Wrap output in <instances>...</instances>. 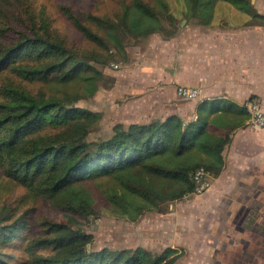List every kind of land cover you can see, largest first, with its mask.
<instances>
[{"label":"trees","instance_id":"obj_1","mask_svg":"<svg viewBox=\"0 0 264 264\" xmlns=\"http://www.w3.org/2000/svg\"><path fill=\"white\" fill-rule=\"evenodd\" d=\"M217 1L183 0L182 16L210 25ZM221 1L248 14L251 20L247 25H264V15L252 0ZM158 3L171 24L180 20L169 13L167 2ZM135 6L146 15L141 22L146 27L136 33L137 38L164 31L159 24L160 11L142 0ZM129 23L127 10L120 23L103 22L125 61L130 56L124 37L139 30L137 20H132L134 27ZM75 25L104 50H77L50 32L31 30L0 51V74L10 71L59 90L57 95L46 96L14 86L4 88L5 98L0 100V166L4 175L83 219L95 213L86 196L94 184L113 214L130 222H138L164 203L193 195L191 175L198 168L218 177L234 132L247 126L246 107L215 97L198 102L196 116L191 119L173 114L144 123H118L111 136L90 140L100 114L74 102L94 96L102 83L111 79L98 66L109 67L113 55L109 44L91 28L79 21ZM11 218L0 210V264H176L181 257L171 247L160 253L141 246L90 250L93 236L83 228L50 221L32 231L18 250L14 233L26 221Z\"/></svg>","mask_w":264,"mask_h":264},{"label":"rangeland","instance_id":"obj_2","mask_svg":"<svg viewBox=\"0 0 264 264\" xmlns=\"http://www.w3.org/2000/svg\"><path fill=\"white\" fill-rule=\"evenodd\" d=\"M136 1L0 0V31L2 33L0 51L17 41L24 33L30 34L31 30L50 32L64 40L70 48L77 50H104L85 37L77 28L75 21H79L109 44V53L113 55L111 64L116 63L121 66L125 63V56L115 49L103 22L120 23L127 10L131 18V24L129 23L131 27H134L132 20H137L139 28L146 27L141 23L146 15L137 9ZM142 1L160 11L159 24L161 23L165 29L159 33L163 36L171 37L180 32L181 27H186L187 23L182 25L180 20L176 24H171L165 12L160 9L159 0ZM163 1L168 3L170 14L176 11L180 2V0ZM137 32L139 31L135 30V34L128 32L124 37V42L131 52H135L136 45L141 43L136 37ZM142 38L145 39V37ZM131 54L128 53L129 56ZM98 68H102L109 78L114 79V82L111 79L104 81L102 83L104 85L94 96L74 102L77 107L100 114L99 120L89 134L90 140L107 138L113 134L116 124L128 125L137 120L133 110L135 103H129L133 98L119 96V84L115 83V77L112 75L117 69L115 70L111 65L106 68L98 66ZM9 86L24 89L33 95L40 92L46 96L59 94V90L53 84L31 82L16 73L5 71L0 74L1 101L5 98L4 88ZM74 89L79 90L75 86ZM193 102L197 103V101ZM182 103L187 104V101L182 100ZM242 132L248 134H244L246 136L243 139L244 144L250 142L257 146V143L264 142V128H252L247 121V126L243 127ZM204 194L187 195L168 204L164 203L157 209L146 212L138 222H130L114 215L104 194L96 185L91 184L86 196L95 213L83 219L73 216L52 200L33 195L27 187L5 176L0 166V210L12 216L10 221L16 218L26 221L24 225H21L23 228L17 234L14 233V236H17L18 250L26 244L32 231L37 230L43 222L50 221L69 223L83 228L93 236V242L89 245L90 250L104 248L120 250L141 246L160 253L171 246L181 255L176 264H243L233 247L228 246L226 250H218L228 242V240L224 241L219 232L222 216H218V213L223 204L220 199H213V197L206 199L209 193ZM216 244L218 246L215 248ZM261 260L264 264V257H261Z\"/></svg>","mask_w":264,"mask_h":264},{"label":"crops","instance_id":"obj_3","mask_svg":"<svg viewBox=\"0 0 264 264\" xmlns=\"http://www.w3.org/2000/svg\"><path fill=\"white\" fill-rule=\"evenodd\" d=\"M252 3L264 15V0H252ZM183 6L180 0L173 14L182 25L187 23L185 28L181 27L171 37L159 32L141 35L135 52L127 48L134 55L112 74L119 84V96H129L133 98L129 103H135L137 120L131 123L150 122L173 114L191 119L196 116L198 102L215 97L240 105L255 97L264 104V25H247L251 20L248 14L221 0L215 4L210 25H200L182 16ZM179 86L200 88V98L193 100L197 103L183 104L177 95ZM242 129L234 132L233 141L225 151V167L214 178L211 190L205 193H209L206 199H220L223 204L218 216L225 223L223 226L219 223V232L228 242L218 250L233 247L241 263L245 259L237 245L241 235L235 233V213L241 207L264 203L263 192L258 196L264 190V142L257 146L244 144V134H248ZM256 226L255 222L252 233L245 235L251 245L259 235ZM259 253L252 264H263Z\"/></svg>","mask_w":264,"mask_h":264},{"label":"flooded vegetation","instance_id":"obj_4","mask_svg":"<svg viewBox=\"0 0 264 264\" xmlns=\"http://www.w3.org/2000/svg\"><path fill=\"white\" fill-rule=\"evenodd\" d=\"M261 192H263L264 195V190L261 189L258 193V196H261ZM220 221L219 222L222 223V220ZM234 222L235 233L241 235V238L237 241V245L238 248H241V251L243 252V257L245 259L243 264H245L247 261H249V264H252L253 258H255V256H258V252H260V258L264 257V203L262 202L256 207H241V209H239L235 213ZM255 222L256 224H258V226H256V233H258L259 235L258 238L251 245V241L246 240L245 235L252 233V228ZM224 223H222V226ZM229 228L230 227H227V229ZM232 241L235 242L234 240Z\"/></svg>","mask_w":264,"mask_h":264},{"label":"built area","instance_id":"obj_5","mask_svg":"<svg viewBox=\"0 0 264 264\" xmlns=\"http://www.w3.org/2000/svg\"><path fill=\"white\" fill-rule=\"evenodd\" d=\"M112 66L118 69L119 64L113 63ZM177 95L180 99L185 101L197 100L201 96V89L198 87L179 86L177 88ZM249 114L248 125L252 128H264V106L257 99H251L244 105ZM195 189L193 194L202 195L213 187L214 176L211 171L204 167L198 168L191 175Z\"/></svg>","mask_w":264,"mask_h":264}]
</instances>
